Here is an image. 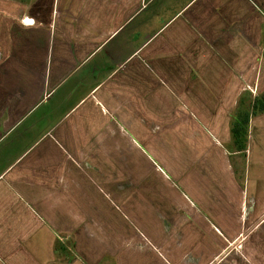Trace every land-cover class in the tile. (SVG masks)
<instances>
[{
  "label": "crops",
  "instance_id": "0c3cea01",
  "mask_svg": "<svg viewBox=\"0 0 264 264\" xmlns=\"http://www.w3.org/2000/svg\"><path fill=\"white\" fill-rule=\"evenodd\" d=\"M263 96L264 0H0V264H264Z\"/></svg>",
  "mask_w": 264,
  "mask_h": 264
},
{
  "label": "trees",
  "instance_id": "16d2710c",
  "mask_svg": "<svg viewBox=\"0 0 264 264\" xmlns=\"http://www.w3.org/2000/svg\"><path fill=\"white\" fill-rule=\"evenodd\" d=\"M263 99H264V96H263ZM263 99H258L256 100L255 104H254V107H258L260 106V109H263L264 110V100ZM240 126L236 123L235 126H234V134L237 135V129L239 128ZM241 128V127H240Z\"/></svg>",
  "mask_w": 264,
  "mask_h": 264
},
{
  "label": "rangeland",
  "instance_id": "374dc122",
  "mask_svg": "<svg viewBox=\"0 0 264 264\" xmlns=\"http://www.w3.org/2000/svg\"><path fill=\"white\" fill-rule=\"evenodd\" d=\"M251 89H253V88H247L246 90H244V92L246 93V94H248V96L247 97H242V100H243V98H245V102H246V108H248V105H249V102L250 101H252L253 99V97H254V93L251 91Z\"/></svg>",
  "mask_w": 264,
  "mask_h": 264
},
{
  "label": "built area",
  "instance_id": "2783aa9c",
  "mask_svg": "<svg viewBox=\"0 0 264 264\" xmlns=\"http://www.w3.org/2000/svg\"><path fill=\"white\" fill-rule=\"evenodd\" d=\"M251 91L254 93L255 91L253 89H251Z\"/></svg>",
  "mask_w": 264,
  "mask_h": 264
}]
</instances>
